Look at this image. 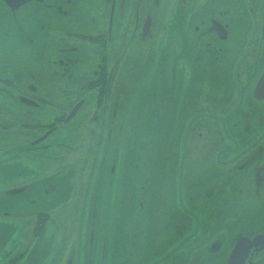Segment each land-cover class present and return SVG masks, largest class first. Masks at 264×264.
<instances>
[{"label":"flooded vegetation","instance_id":"1","mask_svg":"<svg viewBox=\"0 0 264 264\" xmlns=\"http://www.w3.org/2000/svg\"><path fill=\"white\" fill-rule=\"evenodd\" d=\"M0 1L4 13L18 30H23L19 24L22 12L33 9L48 11L55 17L54 23L61 22L63 25V16L68 14L64 0H31L13 9L4 0ZM101 1L103 9L100 6ZM125 1L129 7L124 13ZM246 1L255 20L258 16L255 9H259L264 0ZM159 2L160 0H98L97 5L92 7L94 14L90 15L87 26H79L74 21L75 26L72 29H65L64 32L50 31L54 46L50 51L40 48L38 42L35 43L32 39L34 36L30 40L28 38L27 43L36 56L32 66L49 65L53 75L49 76L47 82H57L54 91H42L41 78L32 70L27 71L23 79L16 80L11 75L9 64L4 68L0 67V162L11 161L12 165L24 169L28 176L35 175L36 178L45 179L43 183L46 186L41 190L44 197L57 191L59 181L61 180V185L63 174L67 173L66 177L72 186L79 179L75 187L83 199L88 198L84 202L88 209L95 207L100 210L105 204L106 207H117L111 204L117 198V195H112L113 186L110 184V190L104 191L102 179L107 176L104 171L107 160L110 162L111 159L114 163L112 174L115 173V164L118 162V157H106L108 149L103 150L104 143L110 149L111 127L115 125L123 109L120 99L125 90L118 69L125 61L133 41L137 45L151 41V48L154 47ZM65 3L71 4V0H65ZM83 7L88 8L85 5ZM229 25L220 22L217 24L218 30L222 27L221 30L229 31ZM54 39L58 41L56 45ZM72 40L86 42L91 55L86 59L82 57L83 50ZM210 43L205 42L206 48ZM256 45V42L250 41L244 50L250 73H247V68L239 73L236 64L235 73L228 81L224 82L225 79L221 78L216 82L202 81L195 88L191 85L193 92L184 96V100L192 98L195 104L191 111L190 107L184 105L187 110L186 120L190 115L188 112L193 115V125L188 128V144L184 147V162H191V166L200 167L201 170L191 168L189 171L186 167L184 192L171 193L176 198L172 204L173 207H178V215L174 221H162V242L156 251L149 253L151 261L148 264H227L241 238L256 240L249 258H242L248 264H264V97H261L264 89L260 90V82L264 76V55L262 52L255 53ZM151 48L146 49L147 57L153 54ZM204 82L209 84L203 85ZM186 83L187 77L184 79L183 88ZM65 85L74 90H65ZM16 105L23 110L17 111ZM75 108L77 113L67 121ZM81 114L80 120L83 123L79 124L76 120ZM61 148H70L77 152L87 151L88 154L85 158L76 156L82 163L80 168L75 163L72 166L67 165L68 170L64 171V160L58 156ZM10 149L16 152L9 151ZM102 152L104 155H101ZM117 155L118 152L115 156ZM76 167L78 176L75 175ZM49 170V174L45 176ZM4 173L0 172V177ZM204 180L209 181V193L202 192ZM242 180L249 182L253 195L245 198L238 188ZM217 181L219 182L215 184ZM33 185L34 178L31 177L24 182L6 186L0 196L15 191H19L16 194L31 191L35 189ZM195 194L201 195L203 215L198 230L192 229L191 215L186 217ZM140 197L136 186L129 190L120 189V200L125 209ZM256 201H262L259 217L255 219L248 216L247 220H238L232 244L230 245V241L225 242L223 224L229 222V219L224 220L228 216L226 207L233 202L232 204L240 203L248 209ZM2 203L0 200L1 206ZM228 212L232 216V210L228 208ZM30 220L34 225L32 236L36 238L46 228L49 215L42 211ZM73 243L67 256L59 248L60 264H81L78 252L82 251V241L76 239L75 247ZM92 255L93 251L87 246L83 252L84 264ZM203 256L208 259L206 263L202 260ZM141 259L143 260L132 255L119 259L108 256L107 261L103 258L100 264H140L138 260ZM18 260H21L20 264H25L27 258L23 253L16 254L12 260H6L5 264H18Z\"/></svg>","mask_w":264,"mask_h":264},{"label":"rangeland","instance_id":"2","mask_svg":"<svg viewBox=\"0 0 264 264\" xmlns=\"http://www.w3.org/2000/svg\"><path fill=\"white\" fill-rule=\"evenodd\" d=\"M193 1L160 0L154 47L151 48V41L142 45L133 41L125 61L119 66L118 73L125 90L120 99L123 109L115 125L111 127L110 149L106 143L103 144V150L108 149L105 156L118 157V162L115 164V173L112 174L114 163L111 159L110 162L107 160L104 170L107 176L102 179L104 191L110 190V184L113 186L111 192L117 198L114 203H110L117 207H106L105 204L100 210L95 207L88 209L84 205L88 198L83 199L76 188L79 179L74 181L76 187L72 186L66 177L67 173L63 174L61 185V180L59 181L57 191L44 197L41 190L46 186L43 183L45 179L31 176L34 178L35 189L0 196L3 202L0 205V264L7 263L6 260L10 261L21 253L27 258L25 264H60L59 248L67 256L71 243H75L76 239L82 241V251L78 252L81 264H84L83 252L87 246L91 248L93 255L86 264H100L103 258L107 261L108 256L119 259L127 255L143 258L138 260L140 264L150 263L149 253L156 251L162 242V221H174L178 215V207H173L172 204L176 198L171 193L184 192L186 167L189 171L191 168L201 170L200 167L191 166V162H184L188 128L193 125L191 112H188L190 115L186 120L187 110L184 105L190 107V111L195 106L192 98L184 100V96L193 92L191 85L195 88L202 81L216 82L220 78L225 79L224 82L228 81L235 73L236 64L239 73L243 68H247V73H250L244 53L250 41L257 43L255 53L262 52L264 55V1L259 9H255L258 12L255 20L246 0ZM97 3L98 0H71V4H66L64 0L68 13L63 16L64 25L61 22L54 23L56 19L48 11L33 9L22 12L19 24L23 30H18L4 13L0 1V67L4 68L9 64L11 75L16 80L23 79L27 71L32 70L41 78L42 91L56 90L57 82L50 79L47 82L49 76L53 75L49 65L32 66L36 56L27 39L34 36L32 39L35 43L38 42L40 48L50 51L54 48L50 31L64 32L65 29H72L74 21L79 26H87L90 15L94 14L92 7ZM83 5L88 8L85 9ZM100 6L103 9L102 1ZM128 7L129 4L125 1L124 13ZM214 22L230 24L226 40L218 43L207 41L213 34L208 31L212 29ZM43 28L46 29L42 32ZM72 41L83 50L82 57L86 59L91 55L86 42ZM205 42L210 43L208 48ZM57 43V39H54V45ZM147 48H151L155 55L147 57ZM186 77V87L183 88ZM205 84L209 83L204 82L203 85ZM66 87L65 90H74ZM16 110L23 109L16 105ZM81 116L82 114L76 120L79 124L83 123ZM9 151L16 152L14 149ZM55 151L56 149L52 152ZM117 152L118 155L115 156ZM87 154V151L61 148L58 156L64 160V171H67L66 166L75 163L80 168L82 163L78 157L85 158ZM101 155H104L103 152ZM13 158L14 156L11 159ZM2 171L5 173L0 177V192L6 186L31 178L24 169L12 165L11 161L0 162V172ZM49 172L50 170L46 171L45 176ZM75 175H79L77 167ZM53 178L56 179L54 176ZM204 181L202 192L209 193V181ZM133 186H136L141 197L125 209L120 200V189L129 190ZM238 188L245 198L253 195L248 181L242 180ZM83 190L85 191L84 188ZM184 197L185 193V202ZM192 197V207L186 208L189 214L183 212L186 217L191 215L192 229L198 230L203 217L201 195L195 194ZM262 201L252 203L248 209L240 203L230 202L229 207H226L228 216L224 218L229 219V222L223 224L222 230L225 242L230 241V245L232 244L238 220H247L248 216L255 219L259 217ZM228 208L232 210V216ZM42 211L49 215V221L43 233L33 238L34 225L30 219H34ZM202 260L204 263L208 261L206 256ZM17 262L20 264L21 260Z\"/></svg>","mask_w":264,"mask_h":264},{"label":"water","instance_id":"3","mask_svg":"<svg viewBox=\"0 0 264 264\" xmlns=\"http://www.w3.org/2000/svg\"><path fill=\"white\" fill-rule=\"evenodd\" d=\"M29 1H31V0H22V1L21 0H13V1L12 0H4V2H6V4L12 9L15 8L17 5H18V7H20ZM10 3H15V5L13 6ZM221 29H222V27L220 28V31H219L217 23L214 22L212 29L210 31H208V33L213 32V34L211 36H209V38H211L209 40V42L218 43L219 39L223 40L225 38L224 40H226L227 37H229V31L221 30ZM262 89H264V76L262 77L261 82H260V90H262ZM258 90L259 89H257V91ZM261 97L263 98L264 94ZM77 111H78L77 108H75L71 112L69 117L67 118V121L72 119L75 116V114L77 113ZM13 193L14 194L19 193V191H15ZM110 202H111V200H110ZM255 243H256V240L251 241V240L246 239V238H241L238 241L234 251L232 252L231 257L229 258V261L227 264H248L247 261L242 258V256H246V258H249V254L251 253Z\"/></svg>","mask_w":264,"mask_h":264}]
</instances>
